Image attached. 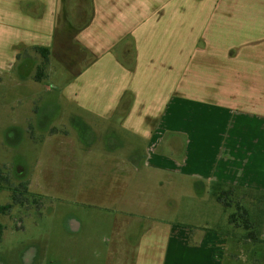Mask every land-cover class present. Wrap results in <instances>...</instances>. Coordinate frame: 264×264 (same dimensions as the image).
<instances>
[{"label": "crops", "instance_id": "obj_1", "mask_svg": "<svg viewBox=\"0 0 264 264\" xmlns=\"http://www.w3.org/2000/svg\"><path fill=\"white\" fill-rule=\"evenodd\" d=\"M249 1L258 0H0V70L35 69L36 49L48 51L46 76L86 127L93 120L103 130L105 139L51 142L84 174L92 160L114 183L143 170L159 188L188 179L198 196L215 184L264 194V76L233 61L229 46L218 49L219 36L264 20ZM72 18L86 20L75 27ZM228 20L237 23L226 31ZM68 43L86 58L77 72L54 56ZM260 225L264 240V216ZM141 232L132 264H215L206 232L156 219Z\"/></svg>", "mask_w": 264, "mask_h": 264}, {"label": "rangeland", "instance_id": "obj_2", "mask_svg": "<svg viewBox=\"0 0 264 264\" xmlns=\"http://www.w3.org/2000/svg\"><path fill=\"white\" fill-rule=\"evenodd\" d=\"M246 5L264 11V0ZM88 13L87 6V17ZM68 21L75 27L84 22ZM235 23L228 20L226 31ZM249 23L240 31L234 28L232 35L219 36L218 49L229 46L226 54L230 52L233 61L254 63L251 70L264 76V20ZM220 27H225L222 20ZM222 54L216 56L221 59ZM54 56L63 66L71 64V72L86 59L69 43ZM61 64L51 62L52 69L60 74ZM36 68L19 65L12 72L0 70V176L9 181L6 186L0 181L5 187L0 189V205L10 203V188L21 184L31 194L0 215V264H132L135 241L152 219L213 236L215 264H264V245L242 238V224L228 223L235 207L224 209L208 192L198 196L194 182L171 180L159 188L155 177L139 170L114 183L102 174L104 165L91 160L84 165V174L78 165L65 162L67 154L61 152L68 148L62 149V156L54 153L58 149L51 147L52 141L105 137L98 121L86 127L84 113L63 97L55 76H46L47 68L42 80L36 81ZM92 151L95 157L98 149ZM67 216L78 221L75 230L64 226Z\"/></svg>", "mask_w": 264, "mask_h": 264}, {"label": "trees", "instance_id": "obj_3", "mask_svg": "<svg viewBox=\"0 0 264 264\" xmlns=\"http://www.w3.org/2000/svg\"><path fill=\"white\" fill-rule=\"evenodd\" d=\"M36 51L40 54L42 63L36 68L34 79L40 81L44 77L48 51L45 49H36ZM0 181L4 182V186L9 184L8 179L1 176ZM4 186H0V189H4ZM10 191L11 202L0 205V215H5L15 204H22V199L26 198V195H31L25 183L18 187L10 188ZM211 195L224 209H229L231 206L235 207V212L228 215V223L237 227L242 224L241 227L245 231V235L242 238L253 244L264 245V240L259 235L260 224L264 216V194L252 195L250 191H243L231 186L224 188L220 184H215L211 189ZM2 231L3 225L0 222V238Z\"/></svg>", "mask_w": 264, "mask_h": 264}]
</instances>
